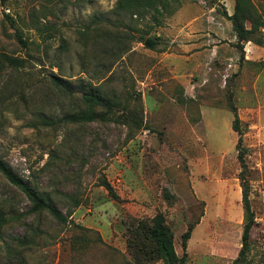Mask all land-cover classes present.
I'll use <instances>...</instances> for the list:
<instances>
[{"label": "rangeland", "instance_id": "374dc122", "mask_svg": "<svg viewBox=\"0 0 264 264\" xmlns=\"http://www.w3.org/2000/svg\"><path fill=\"white\" fill-rule=\"evenodd\" d=\"M159 2L0 0V53L25 60L0 74V159L66 218L32 210L0 174V264H137L129 231L157 212L178 257L193 225L187 264H232L241 173L255 221L242 261L264 264V28L241 45L224 15L234 0ZM252 2L264 13V0ZM53 75L70 94L50 85ZM90 91L109 103L104 119L61 121L85 109Z\"/></svg>", "mask_w": 264, "mask_h": 264}, {"label": "trees", "instance_id": "16d2710c", "mask_svg": "<svg viewBox=\"0 0 264 264\" xmlns=\"http://www.w3.org/2000/svg\"><path fill=\"white\" fill-rule=\"evenodd\" d=\"M140 0H118V5L124 7L129 3H138ZM160 8L165 9L166 0H158ZM139 6V4H137ZM225 18L230 22L232 31L235 34L237 41L253 42L252 35L258 33L260 29L264 28V13L260 12L258 7L253 4L252 0H234L233 13L231 15L224 14ZM245 23L249 24V28L245 26ZM17 40L21 46L25 47V42L22 36L17 32ZM254 44H261L260 37L255 39ZM256 44V45H257ZM143 45L149 50H154L157 43L155 40L147 38L144 40ZM242 49V48H241ZM25 60L17 57L9 56L5 53H0V74L5 69L17 70L24 66ZM49 83L52 87L60 90L61 92L71 93V87L69 84L58 76H51ZM81 100L85 106V109L78 114L64 117L61 121L71 123L92 122L97 118L104 119V114L101 109L109 107V103L102 99L97 91H90L81 95ZM233 114V120L231 124L232 130L237 134L236 149L238 151L237 159L240 166H244L243 163V149L241 147V131L240 120L237 117L235 109L231 107ZM51 124L50 120H43V124ZM0 174L14 187L18 188L25 197L32 204V210L34 211H47L48 214L57 222H66L65 216L57 210V208L44 197L33 190L27 183L23 182L9 166L0 159ZM240 176L241 187V203L243 208V231L241 236V248L238 253V257L232 262V264H244L242 257L248 247L249 231L255 225L254 214L250 208L248 199L249 190L246 185L245 179ZM101 186L110 194L113 199H117L116 194L113 192L110 184L103 180ZM164 198L169 200L171 196L164 194ZM4 222V217L0 213V226ZM193 229V225H189L187 230L181 235L182 250L181 257H178L173 247V234L166 223L164 214L157 212L149 220H141L135 225L131 226L129 231V237L127 240V248L130 252L131 258L137 264H153L155 261H162L164 264H187L186 262V242L190 237V233ZM264 238V236H263ZM22 242V241H21Z\"/></svg>", "mask_w": 264, "mask_h": 264}, {"label": "crops", "instance_id": "0c3cea01", "mask_svg": "<svg viewBox=\"0 0 264 264\" xmlns=\"http://www.w3.org/2000/svg\"><path fill=\"white\" fill-rule=\"evenodd\" d=\"M227 37H231V34H227ZM190 47H191V48H187V49H189L188 52H190V51H192V50L194 49V46H193V45H191ZM247 49H249L250 52H251V51H252V52H253V51H256L254 45H251V46H250V45H247V46H246V50H247ZM193 57H194V55H193V53H191V54L187 57V59L190 60V59H193ZM250 57H251L250 55H249V56H248V54L246 55V59H247V58H250ZM240 121H242L241 118H240Z\"/></svg>", "mask_w": 264, "mask_h": 264}]
</instances>
